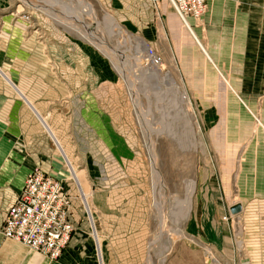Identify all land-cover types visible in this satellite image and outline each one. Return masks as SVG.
I'll list each match as a JSON object with an SVG mask.
<instances>
[{"label": "rangeland", "instance_id": "374dc122", "mask_svg": "<svg viewBox=\"0 0 264 264\" xmlns=\"http://www.w3.org/2000/svg\"><path fill=\"white\" fill-rule=\"evenodd\" d=\"M119 1L13 0L44 68L52 39L60 55L71 39L116 79L107 109L86 113L85 142L68 128L65 99L53 118L58 139L42 120L65 157L61 144L71 149L66 181L80 204L77 233L89 243L90 264H264L262 208L255 204L264 195V76L244 78L241 64L235 74L215 68L178 19L147 44L117 16ZM106 15L115 18L113 35ZM147 67L161 78L145 80ZM192 182L190 216L177 225L172 206ZM236 204L242 211L233 215ZM175 230L180 235L168 244Z\"/></svg>", "mask_w": 264, "mask_h": 264}, {"label": "crops", "instance_id": "0c3cea01", "mask_svg": "<svg viewBox=\"0 0 264 264\" xmlns=\"http://www.w3.org/2000/svg\"><path fill=\"white\" fill-rule=\"evenodd\" d=\"M115 7L125 28L151 45L156 44L163 29L180 20L167 0H120ZM20 13L13 0H0V264H90L89 243L77 233L82 226L77 199L72 201L70 215L76 232L58 260L5 238L1 232L8 209L35 168L60 180L67 179L65 160H71V149L58 140L65 157L42 120H49L47 125L55 135L53 118L59 114L60 100L65 99L68 128L77 137L76 142H85L86 113L107 109V95L116 82L105 63L93 64L89 50L71 39L64 41L66 48L61 55L59 40L52 39L47 57L51 65L44 68V56L36 53L38 41L34 40L32 46L29 24L22 21ZM189 22L213 58L214 67L216 64L219 70L235 74L241 64L244 78L248 73L251 77L256 76L254 73L264 76V0H208L204 15L189 18ZM220 47L226 50L219 51ZM220 53L227 59L215 57ZM113 107L117 108L116 104ZM65 184L76 196L72 192L74 185L68 181ZM256 202L262 208L257 218L261 223L264 195Z\"/></svg>", "mask_w": 264, "mask_h": 264}, {"label": "built area", "instance_id": "2783aa9c", "mask_svg": "<svg viewBox=\"0 0 264 264\" xmlns=\"http://www.w3.org/2000/svg\"><path fill=\"white\" fill-rule=\"evenodd\" d=\"M167 1L184 24L189 18H201L208 2ZM149 54L152 60L157 57L152 48H149ZM65 183L35 168L6 213L1 227L3 236L21 242L52 260H58L69 246L75 229L70 217L73 197Z\"/></svg>", "mask_w": 264, "mask_h": 264}, {"label": "bare ground", "instance_id": "6f19581e", "mask_svg": "<svg viewBox=\"0 0 264 264\" xmlns=\"http://www.w3.org/2000/svg\"><path fill=\"white\" fill-rule=\"evenodd\" d=\"M106 19V25H107V29H108V34L109 35H113L115 34L116 32V27H117V24L115 22V18L111 15H106L105 17ZM189 20L187 21V24H184L187 29L189 30L191 36L194 38L196 44L199 46L200 50L203 52V54L207 57V59L210 61V62H213L212 59L210 58L207 50L205 49V47L203 46V44L200 42L199 38L197 37L193 27H191V25L189 24ZM106 29V30H107ZM107 32V31H106ZM148 58H151L150 57V54L148 53L147 54ZM156 60V59H155ZM156 63V61H155ZM135 66V65H134ZM117 67V66H116ZM136 67V66H135ZM121 73V72H119ZM146 78L148 77H153V78H161V72L159 69H152L151 67H147L145 69V75ZM143 76V77H144ZM145 79V80H148ZM164 80H166L167 82H171V84L173 85L174 83L172 82V80L170 79V76L168 74H166L164 77ZM126 79V78H125ZM143 80V79H142ZM144 80V81H145ZM150 80V78H149ZM130 82V81H129ZM148 83V81L146 82ZM145 83V85H146ZM128 86H131L130 84ZM132 87V86H131ZM131 90V88H130ZM185 97L184 96H181V100L182 102H185ZM167 123V122H166ZM169 128V127H168ZM151 152V151H150ZM155 172V171H154ZM157 172V171H156ZM158 178V175L156 176ZM155 186V185H154ZM187 190H186V196L184 199H176V202L173 204L172 206V219L174 220V222L178 225V224H181L184 220L188 219L189 216H190V212H191V209H192V197L194 195V192H195V184L192 182V183H189L188 186L186 187ZM3 235V234H2ZM180 235V231L179 230H175L172 234L170 233H167L166 237H167V242L169 244V240L170 239H174L176 236ZM169 249V248H167ZM150 261V260H149Z\"/></svg>", "mask_w": 264, "mask_h": 264}, {"label": "water", "instance_id": "95a60500", "mask_svg": "<svg viewBox=\"0 0 264 264\" xmlns=\"http://www.w3.org/2000/svg\"><path fill=\"white\" fill-rule=\"evenodd\" d=\"M230 211L233 215H237L242 211V205L236 204L230 208Z\"/></svg>", "mask_w": 264, "mask_h": 264}]
</instances>
